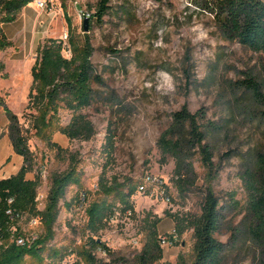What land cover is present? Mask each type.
Segmentation results:
<instances>
[{
  "label": "rangeland",
  "instance_id": "rangeland-1",
  "mask_svg": "<svg viewBox=\"0 0 264 264\" xmlns=\"http://www.w3.org/2000/svg\"><path fill=\"white\" fill-rule=\"evenodd\" d=\"M100 1L45 0L44 10L35 1L16 22L0 24L11 43L0 50L4 66L0 98L29 138L33 154L29 177L41 179L39 209H45L52 177L68 171L72 157L81 175V187H70L60 202L54 239L48 245L61 254L52 258L44 254L46 264L72 263L69 251L78 254L87 247L85 211L105 199L99 188L102 179L108 186L137 191L131 199L134 212L124 213L118 205L96 237L113 255L97 251L99 261L135 264L154 230L170 238L174 232L178 235L177 222L185 227L199 217L205 191L211 188L222 217L217 239L225 248L224 264H264L248 231L249 180L257 155L264 153V106L249 82L256 83L264 96V53L227 40L201 0H111L107 15L98 22L93 17ZM71 33L81 40L90 38L92 62L102 84L93 86L95 102L83 111L96 135L89 141H71L56 133L53 142L63 149L58 151L35 136L25 116L39 48L49 39L61 40L64 56L70 59ZM183 107L200 113L213 165L207 168L200 151L193 150L187 160L193 169L180 190L176 161L165 160L158 143ZM71 119L69 111L61 112L63 125ZM8 129L9 120L0 107V140ZM149 179L162 181L155 187L158 194L139 191ZM21 226L30 230L26 221ZM34 231L45 234L42 228ZM194 247V232L186 229L164 246L163 259L156 264H176L179 257L191 264Z\"/></svg>",
  "mask_w": 264,
  "mask_h": 264
},
{
  "label": "trees",
  "instance_id": "trees-1",
  "mask_svg": "<svg viewBox=\"0 0 264 264\" xmlns=\"http://www.w3.org/2000/svg\"><path fill=\"white\" fill-rule=\"evenodd\" d=\"M36 0H0V24H11L17 21L23 10ZM111 0H101L97 13L93 18L101 22L107 15ZM204 9L214 18L224 37L237 42L243 47L258 53H264V0H201ZM91 18L90 20H93ZM71 58L64 56V43L61 40L49 39L39 48L36 62L31 70L32 86L28 97L26 111L29 112L28 122L35 131V136L58 151L63 149L53 142V136L59 133L69 140L89 141L96 131L93 123L83 113L95 102L93 86L101 85L102 78L95 71L92 57L94 48L86 35L82 40L71 33L69 41ZM11 47L7 37L0 27V50ZM4 66H0V73ZM4 79L7 76L3 77ZM249 87L264 106V96L260 87L253 81ZM9 120V138L16 155L23 158L21 170L8 179L0 180V264H46L44 254L50 258L60 256L57 249H50L49 243L54 239V227L59 217L60 202L65 198L70 187H81V175L77 171V162L72 157L71 165L65 173L52 177V186L44 210L39 209L38 190L41 179H27L33 169V154L29 148V138L20 126L19 119L0 98ZM69 111L72 119L68 125H63L61 112ZM200 113L192 114L186 107L173 115L169 128L159 140V148L163 158L172 157L176 161L175 176L180 190L186 183V175L192 172V165L187 160L191 152L198 149L204 165L211 168L213 155L205 143L206 136L199 125ZM111 143V142H110ZM104 200L92 203L86 210L88 221L85 231L89 233L87 247L78 251L81 263L78 264H113L99 261L95 252L111 254L105 244L96 237L106 228L107 222L115 215L118 205L123 212H134L131 203L137 188L128 191L120 190L118 186H108L103 179L99 184ZM250 211L252 222L249 224V235L258 245L264 257V153L256 157L251 178ZM111 198L114 201H110ZM84 200H86L84 198ZM10 201H12L10 203ZM83 199L80 198L82 203ZM12 210L15 215L35 218L45 231L31 247L18 246L16 239L23 236L21 229L12 232L17 227V219L12 220L7 212ZM187 226L177 222L178 236L186 229L193 230L195 247L194 259L191 264H224L225 248L217 239L222 225L219 202L211 188L205 191L201 206V215L187 221ZM154 228V227H153ZM163 237L153 231L150 238L136 257L135 264H156L163 259ZM155 255V256H154ZM63 260V257H60ZM115 264V262H114ZM176 264H188L184 257H179Z\"/></svg>",
  "mask_w": 264,
  "mask_h": 264
},
{
  "label": "built area",
  "instance_id": "built-area-1",
  "mask_svg": "<svg viewBox=\"0 0 264 264\" xmlns=\"http://www.w3.org/2000/svg\"><path fill=\"white\" fill-rule=\"evenodd\" d=\"M36 4H37V7L41 10H44L46 8L45 0H36ZM66 39H67V36H66ZM162 185H163V183L159 179H149L148 183H146L145 185L140 187L139 191L142 193H147L151 189L152 190V191H150L151 193H155V194L157 193L158 194V190L155 187L162 186ZM160 195L165 196V193L162 192V193H160ZM37 201L39 202V198L37 199ZM166 201H169V198H167ZM11 202L12 201H10V203ZM82 206L83 205H81V207ZM85 213H86V211H85ZM7 215L10 216V218L12 220L17 219V221H18L17 227H14L12 229V232L15 233L17 230L21 229V232L23 233V236L16 239V244L18 246L31 247L33 245V243L38 241V239L40 238L41 235L38 234L36 231H34L35 229L41 228L40 227L41 225H40V222L38 219L27 218L26 216L15 215L12 210H9L7 212ZM24 221H26L27 226L29 227L30 230L27 231V229L22 228L21 223H23ZM177 239H178V235H177V233L174 232V233H172V235H170V238L164 237L162 239V245H163V247L167 246L170 244V240L176 241ZM77 255H78L77 252L75 253L74 250H70L69 251V257H70V259H72L74 261L72 263L66 262L64 264H78V256Z\"/></svg>",
  "mask_w": 264,
  "mask_h": 264
},
{
  "label": "crops",
  "instance_id": "crops-1",
  "mask_svg": "<svg viewBox=\"0 0 264 264\" xmlns=\"http://www.w3.org/2000/svg\"><path fill=\"white\" fill-rule=\"evenodd\" d=\"M30 4L23 10V14L31 10ZM24 160L22 157L16 155L14 152L9 134H7L0 140V180L8 179L16 175L23 167ZM27 179L34 180L27 176Z\"/></svg>",
  "mask_w": 264,
  "mask_h": 264
},
{
  "label": "water",
  "instance_id": "water-1",
  "mask_svg": "<svg viewBox=\"0 0 264 264\" xmlns=\"http://www.w3.org/2000/svg\"><path fill=\"white\" fill-rule=\"evenodd\" d=\"M85 31H88V29H87V21H85Z\"/></svg>",
  "mask_w": 264,
  "mask_h": 264
}]
</instances>
